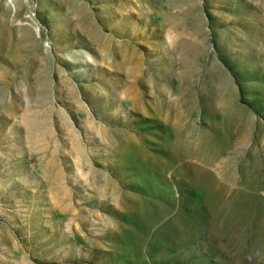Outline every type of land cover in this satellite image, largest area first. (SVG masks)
<instances>
[{"label":"rangeland","instance_id":"obj_1","mask_svg":"<svg viewBox=\"0 0 264 264\" xmlns=\"http://www.w3.org/2000/svg\"><path fill=\"white\" fill-rule=\"evenodd\" d=\"M0 264H264V0H0Z\"/></svg>","mask_w":264,"mask_h":264}]
</instances>
